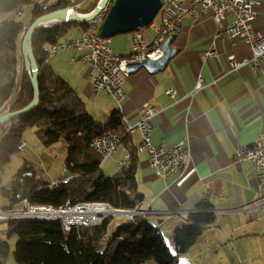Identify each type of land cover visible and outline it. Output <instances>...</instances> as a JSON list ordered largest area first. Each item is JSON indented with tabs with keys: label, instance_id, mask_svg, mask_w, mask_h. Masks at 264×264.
I'll list each match as a JSON object with an SVG mask.
<instances>
[{
	"label": "crops",
	"instance_id": "1",
	"mask_svg": "<svg viewBox=\"0 0 264 264\" xmlns=\"http://www.w3.org/2000/svg\"><path fill=\"white\" fill-rule=\"evenodd\" d=\"M190 1H184L188 11L180 34L171 42L175 54L162 70L149 72L141 67L129 73L119 104L107 92L93 90L89 66L72 61L80 52L53 53L45 67L68 82L96 121L106 122L116 112L126 123L134 124L140 119L139 108L148 102L156 108L150 119L151 142L166 148L184 142L191 163L180 176H156L145 153L137 152L135 163L141 208L149 204L144 221L157 228L167 244L172 243L174 230L185 225L187 215L202 202H207L215 215V223L174 264H256L258 258L257 264H264V186L257 184L251 160L236 164L233 159L240 146H253L256 140L264 143V61L257 68L249 64L230 68V56L237 61L249 57L247 44L238 38L217 37L211 15L197 14ZM253 3L257 16L252 27L264 34V0ZM33 4L23 6L29 9L28 24ZM140 32L146 43L157 37L149 26ZM81 33L77 27L66 37L76 38ZM129 36L111 38L114 54L130 56ZM210 51L213 53L202 58ZM198 78L202 87L194 91ZM169 88L176 91L174 97L166 94ZM117 131L121 143L130 149L141 140L138 131L124 135L121 122ZM123 157L120 144L102 167L112 164L120 171Z\"/></svg>",
	"mask_w": 264,
	"mask_h": 264
},
{
	"label": "trees",
	"instance_id": "2",
	"mask_svg": "<svg viewBox=\"0 0 264 264\" xmlns=\"http://www.w3.org/2000/svg\"><path fill=\"white\" fill-rule=\"evenodd\" d=\"M69 1L57 0L48 7L33 2L29 23L41 14L80 3L78 12L88 13L98 2ZM31 2L0 0V114L7 104H10V111L23 108L34 95L21 49L29 24L16 19L22 7ZM87 25L88 22H61L38 27L31 35L39 68V101L29 112L0 125V170L18 153L17 146L24 130L33 128L46 145L59 141L70 144L65 168L71 176L67 182L53 186L35 181L34 173L24 164L13 176L12 185L2 188L9 207L18 205L22 199L53 206L65 201L104 202L123 209L133 208L141 202L136 182V147L131 149L129 168H121L107 178L101 173V157L89 147L90 140L99 135L118 134L121 117L113 112L106 122L96 121L68 82L45 67L51 45L62 40L69 27H79L83 31L89 27ZM8 222L7 233H15L18 237L13 252L18 264H145L148 261L174 264L178 256L189 250L203 231L215 223V215L207 202H202L196 211L189 213L186 224L172 234L173 251L157 228L144 219L118 225L110 237L106 234L109 218L94 227H74L69 231H64L57 220ZM102 239L108 243L100 252L97 244ZM8 251L9 244L0 241V264H4L3 258Z\"/></svg>",
	"mask_w": 264,
	"mask_h": 264
},
{
	"label": "built area",
	"instance_id": "3",
	"mask_svg": "<svg viewBox=\"0 0 264 264\" xmlns=\"http://www.w3.org/2000/svg\"><path fill=\"white\" fill-rule=\"evenodd\" d=\"M36 4H43L48 7L57 0H31ZM115 0H106L99 13L88 21V28L82 31L79 37L59 40L51 45L49 55L61 50L72 49L80 52V56L72 61H80L89 66V77L93 90L107 92L118 104L125 96V80L128 76L126 64L128 62H141L144 59H158L162 56L161 45L167 36H178L180 34L181 21L188 8L184 6L185 0H161V7L158 11L157 23L154 19L149 27H152L157 34L151 43L143 41L140 30L130 33L129 39L132 51L129 58L116 55L112 52L110 41L107 37L100 35L99 25L109 8ZM69 2H73L70 0ZM101 2V0H98ZM97 2V3H98ZM71 4V3H70ZM191 9L197 8V14L209 13L216 28V36L238 38L243 40L249 48L248 58L237 61L233 56L228 58L229 67L240 68L246 64L257 68L264 61V34L255 30L252 23L257 16L254 9L253 0H191ZM70 5L68 7H72ZM79 6L72 8L78 12ZM94 9V8H93ZM81 14H86L78 12ZM194 14L193 16H195ZM230 17V19H228ZM213 52H207L202 56L205 58ZM201 78L194 87V91L201 89ZM176 91L173 88L166 90L169 97H174ZM10 106H5L2 113L9 112ZM140 119L134 124H128L133 131H138L141 140L138 143L139 153L147 155L149 166L156 176L163 179L186 171L191 161V155L184 142L180 141L174 146L166 148L162 144L151 142L150 119L156 113V108L146 102L139 108ZM121 120H123L121 118ZM97 146L94 149L102 160L109 157L121 144L124 157L119 161L123 169L129 168L131 164V149L121 143V138L117 133L108 132L95 137ZM19 150L25 149L24 142L17 146ZM234 162L241 163L244 160H251L255 169V180L259 186H264V143L256 140L252 147L245 145L237 148L234 154ZM64 183V178L54 182L53 186ZM149 213V204L141 208V202L133 208H114L104 202L78 201L53 205H42L30 203L27 199H22L18 206L0 207V222L17 221L18 217H34V220H57L64 231H69L74 227H80L81 221L98 222L100 225L105 219L115 215H127L131 223L143 220Z\"/></svg>",
	"mask_w": 264,
	"mask_h": 264
},
{
	"label": "water",
	"instance_id": "4",
	"mask_svg": "<svg viewBox=\"0 0 264 264\" xmlns=\"http://www.w3.org/2000/svg\"><path fill=\"white\" fill-rule=\"evenodd\" d=\"M104 2L106 0H101L91 12L86 14L75 12L72 9L80 6V3L72 7L59 8L41 14L29 23L21 41V49L24 68L29 74L34 95L32 100L23 108L1 113L0 125L17 118L21 114L29 112L39 101V68L31 45L33 31L41 26H50L61 22L87 23L99 13ZM160 7L161 0H115L99 25L100 35L103 37H112L116 34L130 33L144 29L153 21ZM172 39V36H167L163 41L161 45L163 54L160 58L155 60L147 58L141 62H128L126 64L128 73L135 72L141 67L146 68L149 72L162 70L176 52V49L171 45Z\"/></svg>",
	"mask_w": 264,
	"mask_h": 264
},
{
	"label": "rangeland",
	"instance_id": "5",
	"mask_svg": "<svg viewBox=\"0 0 264 264\" xmlns=\"http://www.w3.org/2000/svg\"><path fill=\"white\" fill-rule=\"evenodd\" d=\"M21 11L22 14L20 13L17 15L16 19L26 24L29 11L28 6L23 7ZM157 17L158 13L154 19H157ZM75 31V27H69L66 30L64 37L61 39L68 38L66 35L74 33ZM126 34L128 33H124V35ZM115 36H117V34L111 38ZM34 130L35 129L33 128H27L24 130L22 134V140L26 144L27 148L23 150L18 149V153L14 154L11 157L9 163L0 170V207L2 208L9 206V200L2 188H9L12 185L13 176L24 164L30 167V171L34 173L35 181L53 184L58 180H62L64 177L69 175L71 176V172L65 169V163L68 158V149L70 144L59 141L46 145L42 142L39 133ZM104 160H102L101 163H103ZM117 172H119V167L116 168V165H103L101 168V173L104 175L103 178H107V176L113 175ZM128 222H130V220L127 215H115L109 218V223L107 224L106 228L107 236L110 237L118 225ZM8 224V221L0 222V241H5L9 244V251L3 258V262L4 264H18L13 258L14 247L18 237L15 233H7L9 226ZM107 243L108 241L106 239H102L97 244V250L102 252L105 249ZM168 245H170V249L173 251V241L172 243L168 242ZM259 259L260 258L255 261L256 264L260 262ZM148 263L153 264L152 261H148Z\"/></svg>",
	"mask_w": 264,
	"mask_h": 264
},
{
	"label": "bare ground",
	"instance_id": "6",
	"mask_svg": "<svg viewBox=\"0 0 264 264\" xmlns=\"http://www.w3.org/2000/svg\"><path fill=\"white\" fill-rule=\"evenodd\" d=\"M107 40H111V37H107ZM6 106H10V104H7ZM120 122L122 123V126H123L124 135H130L134 132L128 124L124 123V120H120ZM96 146H97V139L96 138L91 139L89 142V147H96ZM245 147H252V146L245 145ZM136 148H138V144L136 145ZM136 151L139 152V149H136ZM69 178L70 176L64 177V183L67 182ZM20 220H34V217H18L17 221H20ZM97 225H99L98 222H92V221H81L80 222V227H83V228L94 227Z\"/></svg>",
	"mask_w": 264,
	"mask_h": 264
}]
</instances>
